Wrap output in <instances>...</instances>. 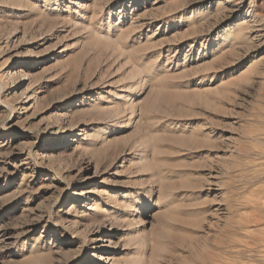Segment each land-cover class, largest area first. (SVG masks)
Listing matches in <instances>:
<instances>
[{"label": "rangeland", "instance_id": "1", "mask_svg": "<svg viewBox=\"0 0 264 264\" xmlns=\"http://www.w3.org/2000/svg\"><path fill=\"white\" fill-rule=\"evenodd\" d=\"M0 264H264V0H0Z\"/></svg>", "mask_w": 264, "mask_h": 264}, {"label": "bare ground", "instance_id": "2", "mask_svg": "<svg viewBox=\"0 0 264 264\" xmlns=\"http://www.w3.org/2000/svg\"><path fill=\"white\" fill-rule=\"evenodd\" d=\"M100 224V221H93V222H91V223H88V222H86V226H88V227H94V226H96V225H99Z\"/></svg>", "mask_w": 264, "mask_h": 264}]
</instances>
